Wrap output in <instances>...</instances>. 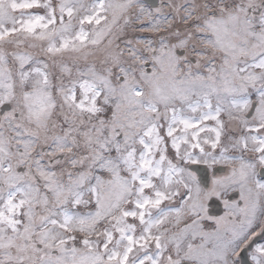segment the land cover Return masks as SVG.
<instances>
[{
  "label": "snow or ice",
  "instance_id": "obj_1",
  "mask_svg": "<svg viewBox=\"0 0 264 264\" xmlns=\"http://www.w3.org/2000/svg\"><path fill=\"white\" fill-rule=\"evenodd\" d=\"M0 264H264V0H0Z\"/></svg>",
  "mask_w": 264,
  "mask_h": 264
}]
</instances>
